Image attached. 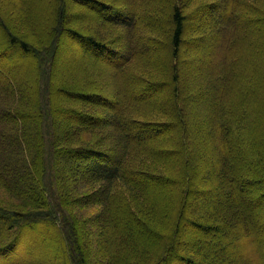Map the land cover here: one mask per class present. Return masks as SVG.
<instances>
[{
    "label": "trees",
    "instance_id": "trees-1",
    "mask_svg": "<svg viewBox=\"0 0 264 264\" xmlns=\"http://www.w3.org/2000/svg\"><path fill=\"white\" fill-rule=\"evenodd\" d=\"M50 1L0 0V63H35L0 75V264H264L220 248L264 227V0ZM64 37L91 66L55 67Z\"/></svg>",
    "mask_w": 264,
    "mask_h": 264
},
{
    "label": "rangeland",
    "instance_id": "rangeland-1",
    "mask_svg": "<svg viewBox=\"0 0 264 264\" xmlns=\"http://www.w3.org/2000/svg\"><path fill=\"white\" fill-rule=\"evenodd\" d=\"M210 1H214L215 3H218L219 5L217 6H221V12L225 9L224 3L227 0H200V3H209ZM231 1V0H230ZM262 1V0H260ZM37 2V9L39 12H41V10H44L43 14H47L48 11L46 9V3L50 4L51 1L50 0H36ZM245 3H248L249 6L253 4L252 0H245ZM243 2V3H244ZM226 4V3H225ZM215 5V4H214ZM66 8L68 13H75V12H79L77 5L72 2L71 0L67 1L66 4ZM36 9V11H37ZM91 15L94 14L93 9L89 8V10H87ZM208 12L213 16V17H219L220 14L222 15L223 13H219V11L217 10H213L211 11V9L208 10ZM192 14V12H191ZM104 19H107L106 16H101ZM201 16L197 15L194 17V23L195 20L199 19ZM192 18V17H191ZM229 18V17H227ZM193 22H191L189 24L188 30H190V28L194 25ZM92 26H97L92 24ZM102 31H104L106 29V27L102 26ZM244 28V27H242ZM259 30V29H258ZM189 34V31H188ZM2 36V32L0 31V38ZM215 41L211 40V41H207V42H203V43H199V44H195V45H190L189 47H186L183 49V58L181 60V77L182 78H186L188 76L189 71L190 72H196L199 67H201L202 65L206 64L204 63V59L202 57V55H200L199 52H201L200 48H202V46H207V49L205 51V54L207 52L212 53V47H214L215 45ZM153 47V46H152ZM155 49V47L152 48V50ZM194 51L197 54V58H194V60L190 61V57H192L195 53L193 52V55H190V52ZM205 54H203L205 56ZM91 53L84 48V46L78 42H76L74 39H70L68 37H64V39L61 40L60 42V48H59V52L58 55H56V66L57 68H59L60 66L62 68H64V64L66 66H77L80 65V63L83 65L87 64V62H90V57H91ZM18 62L20 64L23 63V67L21 70H16V68L10 67L8 64H1L0 63V75H1V80L5 81L8 80V75L9 74H13L16 77H23V78H28L31 77L34 74V61H31V63H27L28 61L26 59H18ZM100 62V60L98 61V63ZM93 62V64H98ZM191 63H194V65H192ZM92 64H87V66H91ZM184 67H188V71L184 70ZM109 70H111L110 68H108ZM107 77L110 79H113V75L112 73H107ZM106 80H108L109 84L112 83L109 79L106 78ZM2 82V81H1ZM104 85H108L107 83L103 82ZM110 87H108V91H110ZM153 94H155V96H157L160 100L165 99V97H167V93L166 92H161V93H156L154 92ZM60 124L63 123L64 121H69L71 120V117L67 116V115H62L59 119ZM138 129H132L131 132H137ZM68 164L70 166H73L74 163L71 161H68ZM250 188L253 189L252 190H247L243 196V200L244 202H247L248 207L250 206V209H255V215H252L250 213V215L252 216V218H250V221L254 218L257 217L259 218V221H261L262 223H264V198H262L261 200H255L254 197L256 195V191L258 190L257 188H264V183H259V184H255V185H250ZM162 193V192H161ZM258 210V211H257ZM254 214V213H253ZM264 230V227H262V229L260 228V230H257V228L253 227L252 230L250 231V233L252 232V234L250 235V237L244 236V234L238 230L237 226H234L232 229L228 228L224 231V233L227 235V239L228 241H226V243H223L222 246L220 247L222 251L228 249L229 251H233V252H237L242 254L245 258H254L257 259L259 258V254L261 252H264V235L262 233V231ZM258 232H260L262 235L258 234ZM264 232V231H263ZM254 233V234H253ZM255 235H259L258 239H253V237ZM252 237V238H251ZM256 237V236H255ZM32 240L33 238L30 237ZM30 251L32 252L33 255V262H37V263H41V259H42V254L40 253L39 250H37L36 248L32 247L30 249Z\"/></svg>",
    "mask_w": 264,
    "mask_h": 264
}]
</instances>
